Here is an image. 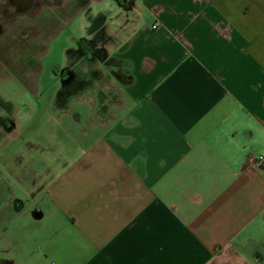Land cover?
Wrapping results in <instances>:
<instances>
[{"label": "crops", "instance_id": "0c3cea01", "mask_svg": "<svg viewBox=\"0 0 264 264\" xmlns=\"http://www.w3.org/2000/svg\"><path fill=\"white\" fill-rule=\"evenodd\" d=\"M129 1L90 0L113 62L62 112L89 106L73 111L72 157L19 179L48 210L0 176V238L16 243L7 214L48 219L28 252L0 258L264 264V0Z\"/></svg>", "mask_w": 264, "mask_h": 264}, {"label": "rangeland", "instance_id": "374dc122", "mask_svg": "<svg viewBox=\"0 0 264 264\" xmlns=\"http://www.w3.org/2000/svg\"><path fill=\"white\" fill-rule=\"evenodd\" d=\"M102 7L103 3L95 4L92 8L100 12ZM84 19L86 17L82 14L67 23L59 24L58 39L54 43L52 53L43 58L42 68L28 69L26 75L20 76L24 82L17 76L18 72L14 73L15 69H11L12 75L9 78L0 80V116L9 112L16 123L12 132L0 133V176L3 175L7 183H10L17 197L27 200L31 207L29 209L39 205L40 208L48 210L49 203L42 197L36 198L34 202L32 195L25 196L19 185V179L24 175L23 170H27L28 178H34L35 170L46 176L47 164L60 157H72V143L81 136V132L75 130L77 124L74 122L73 111H83L89 106L82 98L74 99L67 110L70 113L62 114L67 105H61L57 100L56 92L60 83L54 77L53 66L61 65L66 59L65 49L75 47L77 40L87 35ZM36 57L33 56L34 59ZM13 73L17 74V77H14ZM88 88L83 92V96H92L93 92L101 91L99 88L91 90V86ZM3 183L0 185V194L3 191L1 189H4ZM5 217V233L16 241L12 244L6 237L0 238V246L4 245L7 250L0 251V257L5 258L21 257L28 252L48 222L47 217L39 220L31 217L26 219L23 215L14 216L12 219L8 214Z\"/></svg>", "mask_w": 264, "mask_h": 264}, {"label": "flooded vegetation", "instance_id": "af4514ba", "mask_svg": "<svg viewBox=\"0 0 264 264\" xmlns=\"http://www.w3.org/2000/svg\"><path fill=\"white\" fill-rule=\"evenodd\" d=\"M122 1L125 7L132 6L129 0ZM92 7L90 0H33L30 6L22 3L19 7L12 0H0V80L11 76V69L19 73L13 76L20 78L28 69L42 68L43 58L52 53L58 39L59 24L83 14L89 20L87 35L77 40L75 47L65 49L66 59L61 65L53 66L54 77L60 83L57 100L66 106L72 96L94 86L104 77L102 67L113 59L106 57L105 29L101 26L105 14H93ZM15 128L9 112L0 116V133L7 134Z\"/></svg>", "mask_w": 264, "mask_h": 264}, {"label": "water", "instance_id": "95a60500", "mask_svg": "<svg viewBox=\"0 0 264 264\" xmlns=\"http://www.w3.org/2000/svg\"><path fill=\"white\" fill-rule=\"evenodd\" d=\"M24 1V2H23ZM13 4L16 5V6H21L22 3L25 5V6H30V4H32L33 0H12Z\"/></svg>", "mask_w": 264, "mask_h": 264}, {"label": "trees", "instance_id": "16d2710c", "mask_svg": "<svg viewBox=\"0 0 264 264\" xmlns=\"http://www.w3.org/2000/svg\"><path fill=\"white\" fill-rule=\"evenodd\" d=\"M11 262L12 261H10V260L0 258V263H2V264H11Z\"/></svg>", "mask_w": 264, "mask_h": 264}, {"label": "built area", "instance_id": "2783aa9c", "mask_svg": "<svg viewBox=\"0 0 264 264\" xmlns=\"http://www.w3.org/2000/svg\"><path fill=\"white\" fill-rule=\"evenodd\" d=\"M154 28H157V25H154ZM260 159L263 160L264 158L261 156Z\"/></svg>", "mask_w": 264, "mask_h": 264}]
</instances>
